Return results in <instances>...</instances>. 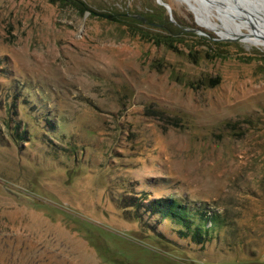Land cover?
I'll list each match as a JSON object with an SVG mask.
<instances>
[{
  "label": "rangeland",
  "instance_id": "1",
  "mask_svg": "<svg viewBox=\"0 0 264 264\" xmlns=\"http://www.w3.org/2000/svg\"><path fill=\"white\" fill-rule=\"evenodd\" d=\"M231 1L260 10L0 0V264H264V46L247 20L264 27V4ZM147 13L219 45L142 40L122 16Z\"/></svg>",
  "mask_w": 264,
  "mask_h": 264
},
{
  "label": "trees",
  "instance_id": "2",
  "mask_svg": "<svg viewBox=\"0 0 264 264\" xmlns=\"http://www.w3.org/2000/svg\"><path fill=\"white\" fill-rule=\"evenodd\" d=\"M64 1L66 2L67 0H64ZM72 4L74 5L75 8L80 10L82 13H84L86 11H89L90 13H92L90 11V9L85 7L83 5V3H81V2H76V3L73 2ZM134 16H140L145 21L142 22L141 20L133 18V17H131V14H129L128 16H126V14L122 16V19L124 20V22L126 21L128 23V26H130V27H128V29H129V31H131V34L138 36L142 40H145L148 42L152 41L156 45H163V46L173 50L174 48H176V44H181V45L187 44V42H188L187 37H190L191 39H194L198 42H203L202 46H204L205 44L219 45V43L218 44L213 43L212 39H210L208 36H199L196 33L197 31L193 26H191L190 28L182 26L180 24V22L176 19H175L176 25H174L173 23L166 20V18L160 19V17H158L157 15H155L153 13L136 14ZM147 25H152L154 28L162 31L165 34L156 35L153 39H151L150 35H148L142 29L143 26H147ZM172 207L174 208V206H172ZM152 210L156 211L157 213H159L163 216H166L164 208L156 209L154 207V208H152ZM166 210H167L169 217L175 216V217L180 218V220L182 221V224L186 225V229L189 228V230L191 232H193V235H194L193 238L194 239H197V237L205 238L204 236H207L210 234V230L206 227L207 222L205 221V219H207V218H204L203 215L199 216L197 218L198 220L197 219L194 220L191 218L192 213H190V212H183V213H181L183 215H181V214H174V209L172 210V208H170V207H169V209H166ZM207 220L210 221V224L211 223L215 224L214 219H212V220L207 219ZM176 223L179 225V220Z\"/></svg>",
  "mask_w": 264,
  "mask_h": 264
},
{
  "label": "bare ground",
  "instance_id": "3",
  "mask_svg": "<svg viewBox=\"0 0 264 264\" xmlns=\"http://www.w3.org/2000/svg\"><path fill=\"white\" fill-rule=\"evenodd\" d=\"M203 1H205V3H207V4H210V5H212V4H216L215 5V8L217 9V10H219L220 11V13L221 14H226V15H230L231 14V11H236L238 14H240V10H239V5L241 6V4H237L236 2V4L235 3H232V1L231 0H225V1H219V0H203ZM246 1V0H245ZM258 2H260L261 4H264V0H257ZM194 2V1H193ZM247 3V2H246ZM233 4H235V5H233ZM244 4H245V2H244ZM242 5L241 7H245L247 10H250V13H251V11H253V13H255L256 12V14H257V11L258 10H260V7H257L256 6V10L254 9L253 10V8L252 9H250V8H248L249 6H247V4H245V5ZM254 4V3H253ZM213 5V6H214ZM249 5V4H248ZM192 7H193V10H194V14H195V16H196V19L199 21V23L201 24H204V25H206V26H208V27H210V28H219L220 26L218 25V24H216V23H212V22H210V20L208 21V20H205V18L202 16V13L200 12V10H198L197 8H195V6L192 4ZM254 7V6H253ZM203 9V8H202ZM262 9V8H261ZM242 13V12H241ZM205 14V13H204ZM237 15V14H236ZM252 15V14H251ZM231 16V15H230ZM241 16V15H240ZM253 17H252V19H247L248 20V22H253L252 24V26H253V28L251 29L250 28V35H248L249 37H251V42H253V45H259V46H264V27H263V25H262V23H259V22H257V20H258V18L259 17H257V16H255V15H252ZM261 16V15H260ZM232 17V16H231ZM211 18V17H210ZM233 18V17H232ZM263 19H264V15H263V17H262ZM257 19V20H256ZM226 20V19H225ZM262 21V20H261ZM263 22V21H262ZM225 25V24H224ZM223 26V25H222ZM244 26V25H243ZM236 27V26H235ZM249 29V28H248ZM228 30V29H227ZM231 32H229V34H231V35H234V36H236V35H238L239 33H241V31L240 30H236V29H234L233 28V30H230ZM233 31V32H232Z\"/></svg>",
  "mask_w": 264,
  "mask_h": 264
},
{
  "label": "water",
  "instance_id": "4",
  "mask_svg": "<svg viewBox=\"0 0 264 264\" xmlns=\"http://www.w3.org/2000/svg\"><path fill=\"white\" fill-rule=\"evenodd\" d=\"M159 4L161 5V6H163L166 10H167V12L168 13H170L171 11H170V8H169V6L168 5H166V4H164L163 2H160L159 1ZM95 16H97V17H101V18H104V19H112L113 18V15H105V14H100V13H93ZM126 16H128V15H126ZM135 19H138V20H141L142 22H144L145 20L143 19V18H141L140 16H135L134 17ZM221 39L223 38V37H220ZM225 40H227V41H231V40H235V39H231V38H225Z\"/></svg>",
  "mask_w": 264,
  "mask_h": 264
}]
</instances>
